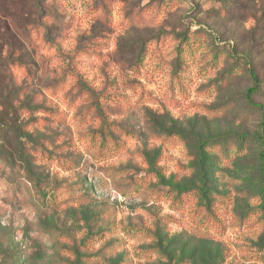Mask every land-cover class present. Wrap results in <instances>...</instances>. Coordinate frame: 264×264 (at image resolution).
I'll return each instance as SVG.
<instances>
[{
    "label": "rangeland",
    "instance_id": "rangeland-1",
    "mask_svg": "<svg viewBox=\"0 0 264 264\" xmlns=\"http://www.w3.org/2000/svg\"><path fill=\"white\" fill-rule=\"evenodd\" d=\"M36 2L0 0V59L38 68L14 83L41 145L19 178L0 163V264H91L111 240L102 264H264V0H47L65 22L29 26Z\"/></svg>",
    "mask_w": 264,
    "mask_h": 264
},
{
    "label": "trees",
    "instance_id": "trees-1",
    "mask_svg": "<svg viewBox=\"0 0 264 264\" xmlns=\"http://www.w3.org/2000/svg\"><path fill=\"white\" fill-rule=\"evenodd\" d=\"M47 0H37L36 6L38 8L37 13V19L36 21L30 22L27 21V25H36V26H44V21L48 17V14L56 15L55 19L59 21V23H64L65 19H63L62 15L58 13V9L52 10L50 7L46 6ZM231 7L232 5H228ZM192 28V27H189ZM193 29V28H192ZM24 32H28L24 34V40L25 44H30L33 46V39L32 35L28 31V28L25 27ZM195 30V29H193ZM28 42V43H27ZM11 54V53H10ZM232 59L234 62L235 67L244 66V69L247 70L249 75L254 79L256 85H260L259 82V75L256 73L255 67L251 63V57L248 53L244 52H236L232 50ZM9 57V56H8ZM3 58L0 59V141H6L10 138V136H13L17 143V147L13 150L12 153H5L1 148H3V144L0 145V163H6L8 164L11 170V173L14 175V177L19 178V173L16 172L15 168L13 167L15 164V160H25L28 162V159L33 158L34 153H38L41 151L40 146L38 145L36 149H34L35 140L28 139L27 141H24L23 139L27 138L30 135L29 131H26L23 128V125L18 123V113L25 109L26 111H29L32 109L30 106H24L23 104H18L17 101H19V95L20 90L23 89L22 86H19L14 83V80L16 78L14 69L15 68H22L26 75H30L32 77H35L37 75V65L33 62H31L27 55H19L16 59L11 58ZM11 57V56H10ZM26 77V76H25ZM257 88H251L249 93L255 91ZM88 94H91V90L88 89ZM257 106L264 108V105L257 104ZM12 130L13 132H11ZM31 137V135H30ZM259 141L261 143L262 151H261V158H262V165H261V172L264 176V129H262L261 134L258 136ZM227 136H216V137H202L201 138V152L203 154H207V150L209 147L214 146V144L225 142L227 141ZM4 152V153H3ZM225 152V150H224ZM208 166L203 167L201 169L202 176H210L208 174ZM28 177L27 179L31 180V173H29V170L27 171ZM17 174V175H16ZM16 175V176H15ZM22 177V176H21ZM205 178V177H204ZM21 180V179H20ZM22 182V180H21ZM24 182V181H23ZM18 181L16 184L14 183V186L18 185ZM27 183V182H26ZM25 183V184H26ZM204 188V189H203ZM198 188L194 185H187L185 187H178L175 188V192L177 194L187 193L193 190H198L199 195L202 199H206L209 201V197L212 195L213 192H215L214 188L211 187H203ZM38 190H41V188H38ZM207 231H201L199 229H196V235L200 237H210L207 235ZM100 232L93 234L92 236H99ZM120 241L118 240H111L107 244L103 245L102 248H100L96 253H90L88 255H85L88 263L91 264H102L103 261L106 260L109 256H111L116 249L119 247ZM83 244H90L87 242V239L83 241ZM25 256V253H23Z\"/></svg>",
    "mask_w": 264,
    "mask_h": 264
}]
</instances>
